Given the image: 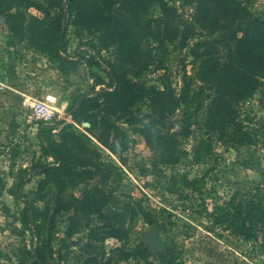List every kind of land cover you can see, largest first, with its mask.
I'll return each mask as SVG.
<instances>
[{
  "label": "rangeland",
  "instance_id": "rangeland-1",
  "mask_svg": "<svg viewBox=\"0 0 264 264\" xmlns=\"http://www.w3.org/2000/svg\"><path fill=\"white\" fill-rule=\"evenodd\" d=\"M175 5L181 18L182 28L192 20L195 3L167 0ZM248 15L264 18V0H242ZM31 12L38 13L34 8ZM54 12V11H52ZM152 14L159 10L152 9ZM183 33H188L185 26ZM167 42L168 54L162 67L153 61L135 77L127 76L145 85L163 87L170 82L175 90L189 79L191 93L201 84L196 72L200 59H194L193 50L201 39L217 36L204 29L194 28L183 45L181 38ZM5 16L0 15V264H18L26 250L35 243L30 227L24 217L25 201L53 210L55 190L52 185L37 190L38 180L43 176L38 170L26 172L23 168L35 161H51L41 153L37 138L38 125L48 123L58 130L69 124L78 134L89 137V145L105 163L103 172L89 180L112 194L109 206L121 213L126 236L101 238L102 219L91 215L89 222L67 234V216L70 212L56 213L50 226L44 224V234H49L53 252L47 251L49 264H145L137 254L140 242L149 245L143 236L154 225H164L158 230L163 243L178 250L179 258L186 264H264L263 235L245 236L216 222L213 213L231 196L248 198L257 192L264 200V78L255 91L239 100L236 127L213 130L205 125L210 98H196L188 105H180L169 119L174 130L188 124L189 133L179 134L182 155L173 165L155 164L154 150L138 130L141 121L134 118L111 116L118 127L116 147L103 145L86 125L74 121L69 114L74 92L94 83L93 72L104 77L113 61L121 62L118 48H101L95 34L83 31L79 35L69 24L66 30V55L76 60L63 65L29 44L27 38L11 35ZM80 43L92 46L91 54ZM154 44V43H152ZM44 108L49 115H42ZM101 112V111H100ZM149 108L140 105L138 117L147 114ZM107 172H111L104 178ZM22 175L28 180L19 188L15 182ZM189 180L186 182L184 177ZM85 183L67 190L79 195ZM170 187V190L168 188ZM40 194L44 197L39 198ZM140 204L157 222L145 221L141 213L131 207ZM136 208V207H135ZM154 220V219H153ZM50 227V228H48ZM95 231V235H92ZM97 246L96 253L83 249L86 242ZM47 248V246H46ZM97 254L95 263L89 258ZM149 259L156 260L149 248Z\"/></svg>",
  "mask_w": 264,
  "mask_h": 264
},
{
  "label": "trees",
  "instance_id": "trees-1",
  "mask_svg": "<svg viewBox=\"0 0 264 264\" xmlns=\"http://www.w3.org/2000/svg\"><path fill=\"white\" fill-rule=\"evenodd\" d=\"M195 3L192 20L185 25L188 33H183L181 18L175 5L167 0H0V15H4L12 36L27 38L34 48L56 58L61 65L76 60L66 55V30L69 24L79 35L83 31L95 34L101 48L114 46L120 52L121 62L113 61L105 71L110 83L93 72L94 83L77 90L69 107L70 117L83 125L105 146L116 147L118 127L111 116L134 118L141 121L138 130L147 144L154 150V163L173 165L182 155L179 134L188 135V124L181 130H174L169 119L180 105H188L194 98L197 107L201 98H210L205 125L213 130L236 127L237 110L234 105L252 94L264 78V18L248 15L247 5L242 0H182ZM247 1V0H246ZM34 8L38 13L31 12ZM152 9L159 14H152ZM54 11V12H52ZM194 28L204 29L217 36L201 39L193 50L194 59H200L196 72L201 84L191 93L192 80L183 82L179 90L170 82L163 87L145 85L132 80L127 74L139 76L153 61L162 67L168 54L167 42L173 43L183 33L181 45ZM154 43V44H152ZM91 54L92 46L80 43ZM145 104L149 112L140 117L136 111ZM101 111V112H100ZM37 138L41 153L51 157V161H35L23 168L26 172L38 170L43 176L38 180L37 190L52 185L55 190L53 210L49 212L48 202L44 208L25 201L24 217L32 223L31 233L36 243L26 250V255L18 264H49L47 251L53 252L50 245V232L44 234V224L50 226L56 213L67 211V234L89 222L91 215L102 219L101 238L106 236H126L121 213L109 206L112 194L89 180L102 173L105 163L90 147L89 137L78 134L69 124L58 130L48 123H40ZM111 172H107V178ZM184 179L189 181L186 176ZM28 177L22 175L15 182L21 187ZM85 183L79 195L67 192L68 189ZM169 190L170 187L168 186ZM44 197L40 194L39 198ZM263 194L256 193L248 198L231 196L224 205H219L213 213L216 222H227V226L245 236L263 235L264 246V200ZM136 207V208H135ZM141 213L149 223L157 218L140 204L131 207ZM154 219V220H153ZM50 228V227H48ZM158 230L164 225L158 224ZM95 231H92V235ZM164 251L155 253L156 260L149 259V248L140 242L136 245L137 254L145 264H186L178 256L180 253L169 244ZM47 246V248H46ZM83 249L96 253L97 246L90 242ZM97 254L89 261L95 263ZM125 262L123 264H140Z\"/></svg>",
  "mask_w": 264,
  "mask_h": 264
},
{
  "label": "water",
  "instance_id": "water-1",
  "mask_svg": "<svg viewBox=\"0 0 264 264\" xmlns=\"http://www.w3.org/2000/svg\"><path fill=\"white\" fill-rule=\"evenodd\" d=\"M143 240L149 245L150 251L154 253L165 250V245L160 238L156 225L144 234Z\"/></svg>",
  "mask_w": 264,
  "mask_h": 264
},
{
  "label": "built area",
  "instance_id": "built-area-1",
  "mask_svg": "<svg viewBox=\"0 0 264 264\" xmlns=\"http://www.w3.org/2000/svg\"><path fill=\"white\" fill-rule=\"evenodd\" d=\"M42 115H49V110L44 108L43 112H40Z\"/></svg>",
  "mask_w": 264,
  "mask_h": 264
}]
</instances>
